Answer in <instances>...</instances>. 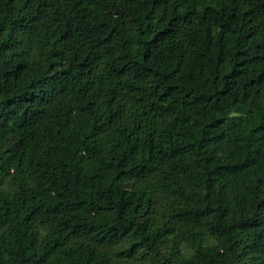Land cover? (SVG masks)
<instances>
[{
  "label": "trees",
  "instance_id": "obj_1",
  "mask_svg": "<svg viewBox=\"0 0 264 264\" xmlns=\"http://www.w3.org/2000/svg\"><path fill=\"white\" fill-rule=\"evenodd\" d=\"M0 264H264V0H0Z\"/></svg>",
  "mask_w": 264,
  "mask_h": 264
}]
</instances>
